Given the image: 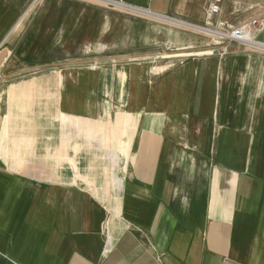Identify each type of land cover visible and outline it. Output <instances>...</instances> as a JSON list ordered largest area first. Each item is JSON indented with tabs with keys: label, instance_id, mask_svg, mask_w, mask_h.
<instances>
[{
	"label": "crops",
	"instance_id": "crops-1",
	"mask_svg": "<svg viewBox=\"0 0 264 264\" xmlns=\"http://www.w3.org/2000/svg\"><path fill=\"white\" fill-rule=\"evenodd\" d=\"M114 1L0 0V264H264V52L146 14L264 0Z\"/></svg>",
	"mask_w": 264,
	"mask_h": 264
},
{
	"label": "built area",
	"instance_id": "built-area-1",
	"mask_svg": "<svg viewBox=\"0 0 264 264\" xmlns=\"http://www.w3.org/2000/svg\"><path fill=\"white\" fill-rule=\"evenodd\" d=\"M103 3L119 8H130L120 1L114 0H101ZM223 0H209L206 9H205V18L206 20L212 19L216 16L221 9V4ZM146 14L155 19H161L166 23L174 25L176 27L182 28L186 31H190L196 34L203 35L205 37H211L213 40L226 42V43H238L242 44L248 48L263 51L264 44L257 40L258 33L264 28V16L261 18L259 15H254L240 25L231 28H216L211 27L207 23L202 22H193L186 21L182 19L167 17L163 15H158L147 11ZM95 65H92L91 68H95Z\"/></svg>",
	"mask_w": 264,
	"mask_h": 264
},
{
	"label": "rangeland",
	"instance_id": "rangeland-1",
	"mask_svg": "<svg viewBox=\"0 0 264 264\" xmlns=\"http://www.w3.org/2000/svg\"><path fill=\"white\" fill-rule=\"evenodd\" d=\"M206 38H208V39H210V40H213L211 37H206ZM216 41V40H215Z\"/></svg>",
	"mask_w": 264,
	"mask_h": 264
}]
</instances>
